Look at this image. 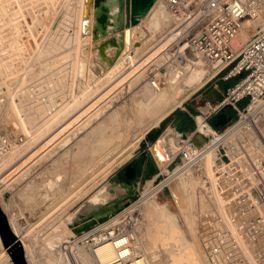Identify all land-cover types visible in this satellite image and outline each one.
I'll list each match as a JSON object with an SVG mask.
<instances>
[{"label": "rangeland", "instance_id": "1", "mask_svg": "<svg viewBox=\"0 0 264 264\" xmlns=\"http://www.w3.org/2000/svg\"><path fill=\"white\" fill-rule=\"evenodd\" d=\"M156 1L146 12L152 14L148 20L152 26H159L161 22L171 19L169 13ZM70 3L69 8L74 10L77 6L75 0H0V58L5 71L13 76L8 85L0 86V127L8 132L15 130L26 135L24 144L0 158V198L9 210L14 227L25 240L29 258L26 261L31 264H96L91 252L94 247L89 248L85 239L79 243L77 253L72 254L69 249L73 252V248L69 246L68 241H63L62 233L48 238L44 235L53 232V228L48 229L49 226L61 217L69 225V230H73L89 223L90 215L104 206L120 199L126 201L134 195L133 199L128 198L130 205L152 186H156L157 175L145 181L139 178L130 182L120 179L116 171L137 153L146 151L147 146L154 142L146 140L148 143L141 144L150 126L154 125L160 116L157 113L164 108V104L181 97L189 90L182 89L185 79H176L172 83V75L168 71L170 61L166 64V69H162L163 86L158 90H151L146 81L147 71H154L160 67L162 61H167L171 42L168 36L178 27L177 20L165 28V32L164 29L158 30L148 37L147 41L145 39L146 43L140 50L136 51L131 47L116 55L115 52L119 48L111 42L113 36L121 37V31L117 30L120 28L118 15L114 17L111 14L107 28L99 29L100 24L96 22L97 33H91L83 40L79 39L72 50L69 38L64 43L61 54H55L54 59L51 56L52 64L49 62V65H41V53L47 37L53 40L54 45H63L62 42L69 37L68 31L71 30L68 28L65 30L58 26V23L55 27L52 26L55 21L70 14V9L66 7ZM263 7L261 6V10L264 14ZM99 13L100 9L93 12L94 20ZM144 25L147 26V19ZM54 30L56 32H53ZM65 31L68 36L63 34ZM255 32L256 30H251L250 34ZM154 35H157L156 40H153ZM136 39L140 40V37ZM149 40L152 43L148 44ZM236 43L237 37L234 44ZM156 49L158 51L152 54ZM118 57L123 59V62H117ZM38 69L39 72L43 71L45 76L40 75ZM29 70L38 72L34 80L37 83H28V88L24 86L21 89V81ZM224 81L220 75L211 77L171 112L187 109L195 116L198 109L207 111L209 105L206 102H214L217 94L222 95L223 86L226 84ZM24 89L29 90L30 95L27 96L28 91ZM15 98L23 102L21 107L16 106L12 100ZM245 103L246 99L242 100L239 106ZM261 104L253 106V109L259 110ZM22 105H28L29 109ZM21 108H24L25 112H21ZM252 110L248 112L250 115H246L249 119L252 118ZM200 119L198 117V129L202 124ZM226 126L228 124L224 128ZM244 127L246 129H242L243 132L237 133L241 135L235 143L228 139V146L224 145L229 162L220 157L209 161V167L215 174L213 180H205L199 175H182L176 178L175 188L182 195L183 202L175 203L167 187L146 198L145 202L152 207L156 221L185 231L182 238L189 240L185 243L191 246L195 253V264H264V250L261 248L257 252L255 243L251 242L255 234H252L253 232H256L257 236L260 233L264 235V225H244V220L236 219L233 215L236 213L233 211V199L238 192L247 193L253 199L254 214L263 213L259 201L262 199L260 196L264 198V174L257 171L253 164L250 165H253L252 168L256 171L251 168V172L245 170L237 158L246 163L245 160L236 154L229 144L232 143L239 149L257 142L256 138L259 141L258 128L264 127V111ZM179 132L172 129L170 136H178ZM190 136H193V139L186 142V138ZM187 137L185 141L178 138L171 142L165 141L171 158L174 159L177 152L174 145L176 141L190 152L210 141L204 134L189 133ZM247 152L244 156L246 159ZM256 153H261L260 156L264 157V149H259ZM156 163L159 165V162ZM132 166L135 168L134 174L141 173L142 164L134 162ZM220 166L222 172L217 170ZM159 167L162 172L167 171L166 167ZM163 175L160 174V178H163ZM122 176L128 179L133 175ZM165 179L166 177L161 181ZM135 190L137 191L134 194ZM136 206L139 207V204L131 207L126 214ZM183 210L192 213L190 218L183 215ZM204 219L209 220L211 234H206L203 245L199 248L189 236L191 237L195 224ZM120 220L122 219L114 223ZM142 224L141 214L133 230L140 232ZM110 225L112 224L106 227ZM259 227H263V230ZM79 234L73 233L72 237ZM225 238L228 241L224 240ZM261 239L263 240L264 236ZM142 241L145 250L149 252L146 240ZM227 245L234 249L231 251ZM11 249L15 248L7 247L5 252L9 261L15 264ZM6 260L1 256L0 264H8ZM153 261V264H162L166 259L156 257Z\"/></svg>", "mask_w": 264, "mask_h": 264}, {"label": "bare ground", "instance_id": "2", "mask_svg": "<svg viewBox=\"0 0 264 264\" xmlns=\"http://www.w3.org/2000/svg\"><path fill=\"white\" fill-rule=\"evenodd\" d=\"M93 1L94 0H75V2L77 3V6L74 10L69 8V6H71V3L69 5L68 4L66 5V7L70 9V12H69L70 14H66V15L64 14L65 16L63 15L64 17H62V19L55 21L52 27H55L56 23H58V26L60 25V27L62 26L64 29L68 28L69 30H71V31L67 30L70 33L69 37L66 41L64 40L62 42L63 45H60V44L54 45L53 40L49 39V36H48L45 43H44V46H43V53H41L43 56V60H42L41 65H49V62H50V64H52L51 63V56H53V59H54L55 54H57L60 51H63V49L65 47L64 43L67 42L69 40V38L71 40V44H72L71 50H72L73 48L76 47L79 39L83 40V38L85 36H88L91 33H97V29H96L97 27H95L97 25L96 22H98L100 24L99 29H105L108 27L107 25H109L108 23L111 20V17H110L111 14L114 15V17H116L118 15V12H119L118 2H117L118 0H102L101 4L104 6V8L105 7L107 8V10H105V12L107 13L106 16H108L106 21H105L106 26L104 27V24L102 23V21H99L97 19V17L98 16L101 17V15L103 13V10H102L103 6L98 8V9H100V13L98 15H96V19L94 20L93 12L96 10V8L94 7ZM124 1H125V7H126V9L124 11V16H127L128 12H129V9H127V8L129 5L126 6L127 0H124ZM200 1L201 0H197V3ZM143 2H144V0H132L131 4L134 5L135 7H140ZM157 2H159V0H157L156 3ZM114 5H115V7H114ZM261 6H264V0H263V3L260 5L259 9L251 17L247 18L244 21L243 28L237 36V43L234 44L236 38L233 41V47L236 50H239V48L242 47L250 39V37L253 35V34L252 35L250 34L251 30L257 31L261 26L264 25V14L262 13L263 10H261ZM64 10H65V8H64ZM59 15L61 16V14H59ZM149 15H150L149 12L145 13L143 16L140 17L139 22H136L134 24L120 25V28H118L117 30L121 31V37L118 38V36H113V42H111V44H113L114 46L116 45L115 46L116 48H119V49H117V50H119V52L117 53V50L115 52L116 55H119L120 53L122 54L123 51H125V50H127V48H131V47L136 51L140 50L141 48H143L144 43H146L145 39L147 41V38L150 37L152 34H154L158 30L164 29V32H165L167 30L165 28H168L169 26H171L173 22L175 23V20L177 18V16L174 15V17L171 18L170 20H167L165 22H161V24L159 26H152L148 23ZM0 16H1V14H0ZM57 19H58V17H57ZM145 19H147V26L146 27L144 25ZM124 22H125V20L123 19V23ZM1 25L2 24H0V26ZM59 28H57V32H58ZM177 28L172 30V32L168 36V39L172 40L173 35L175 33V30H177ZM53 32H56V30H54ZM50 33H49V35H50ZM66 33H67L66 31L63 32L64 35L68 36V34H66ZM167 34H168V31H167ZM64 37H66V36H64ZM137 37H140V40H137L136 39ZM156 38H157V35H154L153 40H156ZM56 41L58 42V40H55V42ZM150 43H152V42L149 40L148 44H150ZM66 50H68V49H66ZM172 50H174V47L171 48L169 46V48H168L169 52H167L168 53L167 57H171L170 52H172ZM157 51H158V49L153 51L152 54H154ZM60 54H61V52L59 53V55ZM188 58H189V61L187 63L182 65V67H180V68L177 67L178 71H174L173 61L170 62V65H169L170 68H168V71L172 75V83H174L176 81V79H185V84H184L182 89H185L187 91L189 88L188 92H186L181 97L164 104V108L161 109L160 112L157 113V115L158 116L160 115V116L158 117L157 120H155L154 125L150 126L149 130L152 129L153 127H157L159 125L160 120L165 118L171 112V110H173L176 106H179L180 104H182L187 99V97H189L192 93H194L197 89H199L206 81H208L215 74L216 69L213 68L212 65L208 64L202 57L189 55ZM117 59H118V60H116L117 62L118 61H119V63L123 62V59H121L120 57H118ZM168 61H170V58L168 59ZM40 62H41V59H40ZM102 62H104V59H102ZM37 63H38V61H37ZM39 64L40 63H38L37 65H39ZM2 65L3 64H2L1 58H0V86L2 84L8 85L10 80L13 79L12 74L6 72ZM18 66H20V65H18ZM31 70L33 71V69H31ZM31 70H29L28 72L25 73L23 80L21 81L22 82V86H21L22 88L21 89H23L24 86L26 87L27 85H29L28 83H33L35 78H36L35 74H37L39 72V69H38L37 73L35 71L32 72ZM42 72L43 71L39 72L40 75L43 74ZM44 73H45V71H44ZM43 75L45 76V74H43ZM34 83H37V82L35 81ZM27 88H28V86H27ZM31 88H32V86L30 85V89ZM25 89H24V91H26ZM33 89H34V87H33ZM150 89L153 90L152 87ZM27 91H26L27 94L25 92L24 93L28 96V95H30V92H29V90H27ZM19 93H17V94H19ZM32 93H34V92H32ZM17 94H16V96H17ZM34 95H35V93H34ZM23 98L21 97V99H23ZM12 100H14L17 107L23 103V102L22 103L20 102L19 98H15ZM262 103H264V102H262ZM25 107H26V105H25ZM27 107H28V105H27ZM27 107H26V109H27ZM259 107H260V109L258 108L259 110H257V109L255 110V109H253V105H252L250 109L255 110V111L252 110V112H253L251 115L252 118L249 119V117H248L249 120L248 119L245 120L244 117H246L247 114L242 115L240 120H238L236 123L232 124L228 128V130L226 131V134L223 137H221L220 139L219 138L218 139H211L207 144H204L201 147H199L197 150L190 152V160H188V161H183V159H181V158L179 159L177 152L175 154L174 159L170 157V153H169V150L167 148V144L165 143V141L171 142L173 139L170 136L171 130L166 129L165 131H163L161 133L159 139L151 146L154 158L157 162H159V165H163V167H166V169H167V166H169L171 168L173 167L172 170L168 171L169 172L168 177H166V179L164 181L157 182L156 186H154V187L152 186L151 189L147 190L145 193L142 194V196L139 197L137 202L130 204L123 211L118 212V209L122 208L129 201L128 198H134V195L132 197H128L126 201L120 199L113 204L104 206L99 211L90 215L91 217H90L89 223H87L85 225H81L80 227H75L73 230H69V225H67L64 218L61 217L60 219H58L57 221H55L54 223H52L49 226L48 229L53 228V232L51 234H46L44 236L48 238V237H52L53 235H56L58 233H62L63 241H68L69 246H71L73 248V252H71L72 249H69V252L72 254L77 253V251L80 247L79 243L81 242V240H84L88 235H91L92 233H94L98 230L104 229V228H102L103 226L106 227V225L112 224V223H114V221L121 219L131 207H133L135 204H137V205L139 204V210H140L141 214L143 215V224L141 225L140 232H135L133 230L134 228L130 231V234L133 238V252H132L133 254H132V256H130L125 261H118L115 258L114 250H113L111 243L109 241H105V242H102L100 244H97L96 246H94L93 249H91V252H92V255L94 257V261L96 262V264H153V262H154L153 259L156 257L166 259V261L163 262L162 264H185V263L195 264V262H194L195 253H193L194 251L192 250V247L186 244L189 240L182 238V237H184L185 231L183 229H179L177 227H172V226L169 227V226H167V224H165L163 222L156 221L155 214L153 213V211L151 209L152 207L148 203L145 202L146 198L150 197L153 193L162 189L164 184H168L170 191H171L172 200L175 203L180 204L181 202H183V198H182V195L180 194V192L177 191L175 188L176 178H178L182 175H199L201 178H203L205 180H210V179L213 180V177L215 174H214L213 170L209 167V161L211 159H213L214 157H219L217 155L218 154V152H217L218 145L220 143L226 141V140L228 141V139L235 143L241 135V134L239 135L237 133L243 132L241 130L244 128L246 129V127H244V125H246L251 120L254 121L258 114H262V112L264 111V104L259 105ZM24 108H21L20 111L25 112ZM28 109H29V107H28ZM207 111H208V109H207ZM200 123L203 124L202 121ZM202 124L199 125V129L197 130V133L200 135L203 134L205 131ZM247 129H248V127H247ZM254 130H253V132H254ZM258 130H259V132H258L259 136L258 135L257 136L260 139L259 141H260L261 145H260L257 138H256L257 142L252 143L250 146L244 145L243 147H241L239 149H237V147L233 146L232 143H229V144L231 145L233 151L245 160L246 163H244L240 158L236 157L238 159L239 163L241 164V166L245 170H247L248 172H251V170H250V168H251L254 171H256L254 168H252L254 165L255 168L257 169V171H259L261 174H264V157L260 156L261 153H256L259 149H264V127L263 128L260 127V128H258ZM10 132H16V131L11 130ZM16 133H22V132L17 131ZM179 136L180 135H178V136L176 135L175 139L178 137V139H181V141H185V138L182 139ZM191 139H193V136L187 137L186 142L191 141ZM232 149H230V150H232ZM246 152H247V156H248L247 158L249 160L244 157ZM250 164H253V165L251 166ZM197 170H200V172H198ZM260 177H262V176L260 175ZM136 191L137 190H135L134 194L136 193ZM214 192H216V191L214 190ZM260 202H261V199H260ZM0 206L2 208V211L6 214L9 226L11 227L13 234L17 237V239L13 240L12 243L9 244L8 246L3 245L2 241L0 240V258H1V256H4L7 259L6 261L9 262L8 264H12L9 261V257L7 255V253L5 252V250L7 247L15 248V246H16L15 242L20 241L21 244L23 245L25 258L27 260L28 254H27V246H26L25 240L23 239L22 234L19 233V231L14 227L12 220L10 218L9 210L5 207V205H3L1 198H0ZM260 207H261V204H260ZM225 208H223V209H225ZM183 215L188 216L190 218L192 213L187 211V210H183ZM170 216H172V215L170 214ZM209 224H210L209 220L204 219L202 222H197L195 224L194 228L191 230L192 231L191 237L189 236V238L191 240L195 241L197 244V247H199V248L202 247V245H203L202 242L205 240L206 234L207 235L211 234ZM73 233H75V234L80 233V234L72 237ZM228 236L230 239L229 233H228ZM227 238H225L224 240H226ZM143 239L146 240L147 245H149V247H148L149 252L146 251L144 248V244L142 241ZM222 241H223V239H222ZM227 241H228V239H227ZM227 241H224V242L226 243ZM182 242H184V244H181ZM228 245L230 246V243ZM228 247H227V249H228ZM231 247H229V249H231V251H232V249H234V248H231ZM171 249H172V251H171ZM207 249L208 248H206V252L208 251ZM227 249H226V251H227ZM70 253H68V254H70ZM147 254H150V256L148 257ZM67 256H69V255H67ZM72 259H74V258H72ZM230 263L231 262H229V264ZM28 264H31V262L28 261Z\"/></svg>", "mask_w": 264, "mask_h": 264}, {"label": "built area", "instance_id": "3", "mask_svg": "<svg viewBox=\"0 0 264 264\" xmlns=\"http://www.w3.org/2000/svg\"><path fill=\"white\" fill-rule=\"evenodd\" d=\"M262 3L263 0H201L198 3L197 0H159V5L169 13L171 18L176 15V20L179 22L170 42V47H174L171 57H167L166 62L162 61L156 70H149L145 74L146 81L152 88L158 90L163 86L164 73L162 69H166L165 66L169 58L170 62L173 61L174 66L179 68L189 61L185 53L186 48L202 57L216 69L213 77L220 75V78L225 81L237 77V80L223 91L219 100L206 102L209 105L208 111L203 112L198 109L195 116L190 113L196 124L194 130L189 131L190 134H197L198 117H200L206 131L203 133L204 137L207 140L220 139L232 124L241 119L242 114H248L252 105H258L264 101V25L239 50L233 47V41L242 30L244 21L251 17ZM244 99H246V103L239 106L238 103ZM227 105L234 108L238 116L221 131L209 123V118ZM247 116L244 119H248ZM25 141V134L8 132L5 128L0 127V158L20 147ZM224 145L228 146V141L218 145L217 155L223 161L229 162L226 159ZM177 153L180 154L183 161L190 160V150L184 148L181 143H179ZM217 170L222 172L221 166ZM159 174H163L162 171ZM168 174H164L159 181L167 177ZM164 187L168 188V184H164L162 189ZM238 193L233 199L234 208L233 206L232 208L236 212L233 213L234 217L244 220V225H264V198L260 196L263 203L259 201L263 213L254 214L255 202L253 199L247 193ZM138 209L139 207H134L118 223H112V225L88 235L85 238L87 246L92 248L97 244L109 241L118 261L128 259L133 254V238L130 231L141 218ZM259 228L263 230V227ZM254 233L256 234V232L252 234ZM255 234L251 242L255 243L256 251L258 252L261 248L264 250V243H262L264 239H261L264 235L260 233L257 236Z\"/></svg>", "mask_w": 264, "mask_h": 264}, {"label": "water", "instance_id": "4", "mask_svg": "<svg viewBox=\"0 0 264 264\" xmlns=\"http://www.w3.org/2000/svg\"><path fill=\"white\" fill-rule=\"evenodd\" d=\"M154 1L155 0H144V2L142 3V5L140 7H135L134 5L131 4L132 0H127L126 6L129 5L127 8V9H129V12H128L127 16H124V11L126 9L125 1L124 0H118L117 2H118L119 12H118L117 20H118L119 25H124V24L129 25V24L136 23V21H138L140 19V17L143 16L147 12V10L149 9V7L152 5V3ZM101 2H102V0H94L93 1L94 7L96 9L102 7L103 5L101 4ZM102 10H103V13H102L101 17L98 16L97 19L99 21H102V23L104 24V27H105L106 26L105 21L108 17V16H106L107 13L105 12V10H107V8L106 7L104 8V6H103ZM123 19L125 20L124 23H123ZM118 52H119V50H117V53ZM185 53L187 56H189V55L197 56L196 53H193L189 48L185 49ZM173 69H174V71H178L176 66H173ZM234 120L235 119H233L232 121H234ZM155 128L156 127H153L152 129H155ZM161 133H160V135H161ZM187 134H189V131L180 132L179 137L182 139L186 138ZM160 135L154 140V142L151 145H149V147H147L146 151H144L143 153L133 157L128 162V163H130V162L134 161V162L142 164L143 169H142V172L140 174V178L142 181L150 179L153 175H157V177H156L158 180L157 182H159V180H160V174L159 173L161 170H160L159 165L156 163V161L154 159L152 151L150 150L151 146L159 139ZM175 145H176V150H178L179 142L176 141ZM177 154H178V158L180 159L181 158L180 154L179 153H177ZM128 163H126V164H128ZM172 168L167 166V171L172 170ZM167 171H164L162 173L167 174ZM133 172H134V168L130 165H126L125 171H124L125 175L130 177V176H132ZM168 189L170 190L169 186H168ZM128 203L129 202H127L122 208L118 209V212L122 211L128 205ZM0 237H1V240L5 246H8L9 244L12 243L13 240L17 239V237L13 234L11 227L9 226L6 214L2 211L1 207H0ZM15 244L17 245L15 247V249H11L13 251V254H12L13 262L15 264H28L26 259H25V253H24L23 246H22V248L18 247L19 245L20 246L22 245L21 242L17 241V242H15Z\"/></svg>", "mask_w": 264, "mask_h": 264}, {"label": "trees", "instance_id": "5", "mask_svg": "<svg viewBox=\"0 0 264 264\" xmlns=\"http://www.w3.org/2000/svg\"><path fill=\"white\" fill-rule=\"evenodd\" d=\"M234 79L232 82L230 83H226L230 80ZM237 80V77H233L227 81H224L226 84L223 86L224 90L232 85L235 81ZM221 98V94H217V96L214 98V101H217ZM240 103V102H239ZM238 103V104H239ZM243 106V105H242ZM237 118V112L234 108H232L231 106L227 105L225 107H223L221 110H219L216 114H214L212 117L209 118V123L216 129H222L224 128V126L226 124H228L229 122H231L233 119ZM169 120V115L167 117H165L159 124L158 128L155 129H151L148 133H146V136L144 138V141L141 142L142 145H144L145 141L149 140V141H154L158 135L161 133L162 128L165 127V125L167 124ZM178 127L181 130H193L195 128V122L194 119L189 116L188 113H184V115H182V118L178 121ZM133 162H130L128 164H125V166L123 167L124 171H125V167L126 165H130L132 166ZM124 171L121 172V174H125Z\"/></svg>", "mask_w": 264, "mask_h": 264}, {"label": "crops", "instance_id": "6", "mask_svg": "<svg viewBox=\"0 0 264 264\" xmlns=\"http://www.w3.org/2000/svg\"><path fill=\"white\" fill-rule=\"evenodd\" d=\"M188 113L189 114V116H190V113H189V111L187 110V109H185V111H183V110H178V111H175V112H171L170 114H169V120H168V122H167V125L168 126H172L177 132H179V130H181V129H179V127H178V121L182 118V115H184V113ZM203 112H206V110H203ZM198 123H199V121H198ZM167 126V127H168ZM183 131H185V130H181V132H183ZM187 131H191V130H187ZM180 133V132H179ZM145 143H148V142H145ZM139 153H137V155H138ZM137 155H135V156H137ZM134 157V156H133ZM124 167V166H123ZM123 167H121V168H119L117 171H116V175L120 178V179H122V180H124V178H123V174H121V172L124 170L123 169ZM125 180H127V179H125Z\"/></svg>", "mask_w": 264, "mask_h": 264}, {"label": "flooded vegetation", "instance_id": "7", "mask_svg": "<svg viewBox=\"0 0 264 264\" xmlns=\"http://www.w3.org/2000/svg\"><path fill=\"white\" fill-rule=\"evenodd\" d=\"M166 129H169V130H172V129H174L172 126L171 127H167L166 125H165V127L163 128V130L165 131ZM163 130H161L162 132H163ZM174 131H176L175 129H174ZM177 132V131H176ZM159 136V135H158ZM172 139L174 140L175 139V136H172ZM146 142V141H145ZM141 154V153H140ZM139 155V154H138ZM125 166V165H124ZM133 167V166H132ZM134 168V167H133ZM134 170H135V168H134ZM124 171V170H123ZM130 172V171H129ZM142 172V171H141ZM140 174L141 173H136V174H134V172L132 173V177L131 178H129V179H127V180H125V177H123L124 178V180L125 181H130V182H134L135 180H137V179H139L140 178ZM141 179V178H140Z\"/></svg>", "mask_w": 264, "mask_h": 264}]
</instances>
